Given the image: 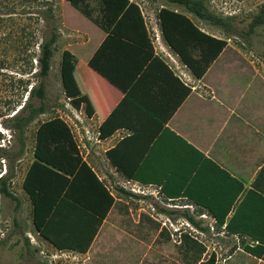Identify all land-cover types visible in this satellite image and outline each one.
Returning a JSON list of instances; mask_svg holds the SVG:
<instances>
[{"label": "trees", "instance_id": "1", "mask_svg": "<svg viewBox=\"0 0 264 264\" xmlns=\"http://www.w3.org/2000/svg\"><path fill=\"white\" fill-rule=\"evenodd\" d=\"M65 1L84 17L96 23L108 35H112V38L121 41L125 53L115 54L113 60L116 63L123 62L126 65L129 52L137 50L145 54L143 65L149 61H159L163 64L155 55L143 14L137 3L132 0ZM91 1H96L98 4L100 14L97 19L93 18V11L90 8ZM165 1L182 6L186 13L169 7L160 9L159 18L163 37L195 77L202 79L212 63L227 50L228 41L199 28L187 16V13L221 27L224 26L225 21L210 11L207 5L210 0ZM51 12L50 8L48 17ZM263 27L264 2L258 6L248 32L253 34ZM57 39V35L52 34L50 39L41 42L40 53L35 57L38 62V69L35 72L33 68L30 73L26 72V63H30L27 57L19 59L22 61L20 71L24 72L20 75L29 74L31 78L28 80L20 78L18 87L6 90L3 97L0 117H4L5 120L2 126L11 132L14 144L2 146L0 142V195L14 200L17 209L21 208L22 201L13 194L10 188L14 178L13 165L26 153L27 133L31 125L41 115L47 113L43 104L35 106L32 100L38 98L44 102L46 99V79L51 72ZM197 52L199 55L196 56ZM67 63L70 64L69 61ZM106 64H108V57L102 60L101 49L98 52V61L97 58H93L89 62L91 69L98 72L118 90L127 93L132 81L127 82L121 74L109 71ZM32 78L38 79V84H33ZM68 82L73 84H68ZM66 84L67 93L76 96L77 88L73 74L69 71L66 74ZM167 133H171V136L183 144L184 148L173 150L167 158L170 160V166L161 176L162 194L166 198H187L196 206L207 209L213 215L217 226H225L226 234L230 236L249 239L253 244L247 247V251L264 260V183L260 181L261 177L264 178V168L251 188L246 189L242 182L221 170L185 140L169 130L165 134ZM2 139L3 136L0 133V141ZM152 153L150 151L148 157H152ZM108 156L124 176L145 184L158 183L151 182L153 178L145 176L143 167L135 171L117 162L112 151L108 152ZM3 161L7 164L5 173L3 172ZM198 165L203 166L199 169L202 172L214 174L216 178L214 187L206 186L204 183L198 184L195 179L191 178ZM223 182L224 185H222ZM23 189L29 195L33 206V224L37 232L60 251L86 253L101 225L112 209L118 205L112 192L80 156L71 128L60 117H54L37 126L34 162L27 172ZM84 192L88 196L95 197L97 202L90 203L85 200ZM121 192L127 193L125 190ZM77 212H88L92 216H97L98 219L78 224L73 221L77 220ZM126 212H128L127 209ZM188 219L193 222L190 216ZM143 220L156 229L160 227L149 216H143ZM60 226H69L72 236H64L60 233L61 231L57 233L56 228ZM89 227L93 229L90 234L86 231ZM184 246L186 252L193 251L196 254L195 259L200 261L205 248L196 239L185 235ZM215 259L213 255L209 264H215Z\"/></svg>", "mask_w": 264, "mask_h": 264}, {"label": "rangeland", "instance_id": "2", "mask_svg": "<svg viewBox=\"0 0 264 264\" xmlns=\"http://www.w3.org/2000/svg\"><path fill=\"white\" fill-rule=\"evenodd\" d=\"M132 1L141 9L145 25L148 26L146 29L149 28L154 52L163 54V43L166 41L161 32L160 9L169 7L186 13L185 9L165 0ZM263 2L264 0L208 1L210 11L225 21L223 27L194 15H191V18L202 30L228 41L227 50L209 68L210 80L225 78L228 82L235 83L234 86H244L248 118L259 126L262 131L260 138L264 144V27L257 29L253 34L248 32L252 18ZM50 8L52 12L48 17ZM63 8V0H0V111L5 91L18 87L20 78H31L29 74L20 75L24 72L20 71L22 61L19 59L27 57L30 63H26V72L30 73L31 68L35 72L38 69L35 57L40 53L39 45L42 41L50 39L52 34L58 37L55 59H52L51 72L46 79V99L44 102L38 98L32 100L35 106L43 104L47 113L31 125L27 133L26 153L13 165L14 178L10 188L13 194L21 199V208L17 209L16 202L11 198L0 195V264H80L75 259H66L65 255L58 257V249L54 247L56 250H53L49 245L51 243L40 236L33 224L31 200L23 189L27 172L34 162L36 129L40 123L54 117L62 118L71 128L80 156L78 143L81 140L94 142L93 134L88 133L83 137L76 134L77 129L82 132L83 123L90 122L85 114L79 111L75 119L77 109L72 105L79 107L77 98L68 94L62 84L61 55L71 41L68 33L62 31ZM66 8L69 9V6L66 5ZM90 8L93 18L97 19L100 14L97 2L91 1ZM86 20L90 22L91 27L94 22L88 18ZM38 82V79L32 78L33 84ZM82 115L85 116L83 120ZM4 120V117H0V133L3 136L0 142L2 146H12L14 138L11 132L2 126ZM98 158H101L100 153ZM98 164L101 165V162ZM6 165L3 161L4 173L7 170ZM98 172L118 204L109 213L107 225H113L116 231L113 237L117 243L112 246L111 252L118 250L120 254L104 264H209L213 255L216 258L215 264H264L262 258L247 251V247L253 244L249 239L226 234L210 217H205L203 211L189 209L188 206L192 205L189 200L179 198L169 202L160 187L140 184L131 178H124L119 173L113 175L110 168H98ZM262 179L264 178L261 177ZM145 215L160 227L156 229L143 220ZM185 235L196 239L205 248L200 261L195 259L196 254L193 251L186 252Z\"/></svg>", "mask_w": 264, "mask_h": 264}, {"label": "crops", "instance_id": "3", "mask_svg": "<svg viewBox=\"0 0 264 264\" xmlns=\"http://www.w3.org/2000/svg\"><path fill=\"white\" fill-rule=\"evenodd\" d=\"M63 7L62 31L68 33L71 41L61 55L62 84L66 89V74L71 72L79 105H72L77 109L75 116L74 111L72 112L73 116L77 119L76 115L82 112L90 122L83 123L82 132L77 129L76 134L83 137L89 133L94 136L93 143L83 140L80 141L81 145L78 143L81 156L101 181L104 182L98 168H110L113 175L119 173L129 179L118 171V167L108 156V152L112 151L115 160L123 167L135 171L143 167L145 176L153 178L154 181L151 182H158L146 185L162 189L161 176L169 169V154L173 150H181L180 147L184 148L171 133L165 134L169 130L200 151L221 170L242 182L246 189L251 188L264 165V144L260 138L262 131L259 126L248 118L244 86H234L235 83L228 82L225 78L211 81V69L202 79H197L167 42L163 43L165 54L155 52L165 65L159 61H149L143 65L145 54L137 50L129 52L126 65L123 62L116 63L113 60L115 54L125 53L121 41L112 38V35H108L97 24L92 23L90 27V22L65 0ZM191 15L187 13L190 19ZM147 30L150 34L149 28ZM100 49L102 60L108 57V70L121 74L127 82L132 81L127 93L118 90L90 68L91 59L97 58L98 61ZM83 115L82 120L85 117ZM163 134L165 136L158 141ZM150 151L153 152L152 157H148ZM98 153L101 158H98ZM200 168L203 166L198 165L191 178L198 184L214 187V174L202 172ZM103 176L106 177L105 174ZM261 181L264 183L263 179ZM84 195L88 202H97L95 197L88 196L85 192ZM179 198L182 197L166 199L175 201ZM192 205L216 223L207 209L194 203ZM76 219L73 221L81 224L98 217L88 212H77ZM107 224L108 218L97 231L86 253L58 251L53 245H49L57 251L58 257L65 255L66 259H75L80 264H104L120 254L118 250L111 252L112 246L117 243L113 237L116 231L113 225ZM222 229L226 233L225 226ZM92 230L91 227L86 228L89 234ZM56 231H61L64 236H72L69 226L57 227Z\"/></svg>", "mask_w": 264, "mask_h": 264}, {"label": "built area", "instance_id": "4", "mask_svg": "<svg viewBox=\"0 0 264 264\" xmlns=\"http://www.w3.org/2000/svg\"><path fill=\"white\" fill-rule=\"evenodd\" d=\"M134 191H135V190H134ZM167 201L172 202L173 200L167 199ZM168 206L171 207L170 205H168ZM188 208H189V209H193V206L190 205V206H188ZM205 217H206V216H205ZM167 220L170 221V219H168V218H167ZM170 222H171V221H170ZM171 225H172V223H171ZM212 229H214V227H212Z\"/></svg>", "mask_w": 264, "mask_h": 264}]
</instances>
